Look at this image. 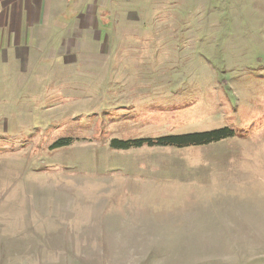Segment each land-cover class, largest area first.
Returning <instances> with one entry per match:
<instances>
[{
    "label": "rangeland",
    "instance_id": "1",
    "mask_svg": "<svg viewBox=\"0 0 264 264\" xmlns=\"http://www.w3.org/2000/svg\"><path fill=\"white\" fill-rule=\"evenodd\" d=\"M37 6L0 0V264H264V0Z\"/></svg>",
    "mask_w": 264,
    "mask_h": 264
},
{
    "label": "trees",
    "instance_id": "2",
    "mask_svg": "<svg viewBox=\"0 0 264 264\" xmlns=\"http://www.w3.org/2000/svg\"><path fill=\"white\" fill-rule=\"evenodd\" d=\"M236 135L233 128L224 126L206 131H193L179 134H165L161 136L136 137L129 139L114 138L111 140V146L117 149L149 147H175L186 148L190 146L207 145L214 142L227 139ZM71 143L70 139L61 138L55 142L54 147L67 146Z\"/></svg>",
    "mask_w": 264,
    "mask_h": 264
},
{
    "label": "crops",
    "instance_id": "3",
    "mask_svg": "<svg viewBox=\"0 0 264 264\" xmlns=\"http://www.w3.org/2000/svg\"><path fill=\"white\" fill-rule=\"evenodd\" d=\"M11 1V0H10ZM13 1V0H12ZM35 1H36V4H35ZM14 2H17V4H19V6L21 5L22 7H25V6H27L28 7V13H27V15L29 16H31L32 14H33V5H38L36 8H38V11L36 12L37 13V15H38V13L40 14V6H41V0H24V1H22V0H14ZM19 12V13H18ZM21 11L19 10V11H17L16 13H18L17 15L20 17L21 16V13H20ZM28 18H30V17H28ZM31 19V18H30ZM39 20H40V18H39ZM32 21V20H31ZM34 21H38V20H35L34 19Z\"/></svg>",
    "mask_w": 264,
    "mask_h": 264
}]
</instances>
